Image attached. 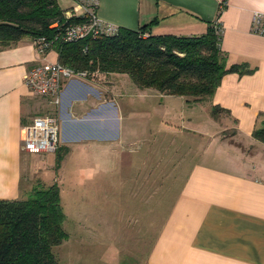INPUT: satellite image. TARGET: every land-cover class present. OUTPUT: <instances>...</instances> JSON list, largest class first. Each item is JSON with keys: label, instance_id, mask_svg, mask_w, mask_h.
I'll return each mask as SVG.
<instances>
[{"label": "crops", "instance_id": "0c3cea01", "mask_svg": "<svg viewBox=\"0 0 264 264\" xmlns=\"http://www.w3.org/2000/svg\"><path fill=\"white\" fill-rule=\"evenodd\" d=\"M221 5L226 7L222 12ZM257 12L264 14V0H100V19L119 29L152 24V35L200 37L218 24L228 65H244L247 71L226 75L209 102L197 103L206 120L202 127L191 115L196 105L182 97H177L182 105H175L168 100L174 96L160 94L156 111L175 113L182 120L167 134L179 139L196 133L203 143L201 160L190 165L185 178H177L182 179L178 193L163 213V223L145 231L149 250L144 264H264V141L255 137L264 127V38L252 33ZM47 62H58L57 52L42 56L31 39L0 47V200L25 199L38 184L49 187L61 176L57 154L23 150V128L46 113L60 119V150L72 155L81 146H89L87 152L113 151L101 160L79 155L88 158V166L100 163L110 174L106 187L144 183L133 189L139 201L145 200L139 195L145 186L150 191L155 166L148 165L150 158L133 161L125 149L116 153L145 131L136 133L125 100L110 95L108 83L77 79L67 83L57 105L24 83L27 74ZM214 107L219 108L217 115ZM145 149L152 156V146ZM127 171L130 178L124 176ZM153 182L156 186V178ZM148 200L142 204L149 205Z\"/></svg>", "mask_w": 264, "mask_h": 264}, {"label": "trees", "instance_id": "16d2710c", "mask_svg": "<svg viewBox=\"0 0 264 264\" xmlns=\"http://www.w3.org/2000/svg\"><path fill=\"white\" fill-rule=\"evenodd\" d=\"M65 11L58 0H0V47L46 38L60 64L86 72L89 80L99 72L126 75L140 90L182 97L191 105L210 101L226 75L247 72L244 65H228L217 24L200 37L152 35L149 24L138 30L120 28L113 36L63 42L64 30L83 20L67 19ZM218 110L214 107L213 115ZM255 137L264 141V127ZM62 152L68 150L57 153L59 160L64 159ZM66 218L57 182L34 187L25 199L0 200V264H61L54 248L68 240Z\"/></svg>", "mask_w": 264, "mask_h": 264}, {"label": "rangeland", "instance_id": "374dc122", "mask_svg": "<svg viewBox=\"0 0 264 264\" xmlns=\"http://www.w3.org/2000/svg\"><path fill=\"white\" fill-rule=\"evenodd\" d=\"M58 2L62 9H68L72 5L69 0ZM94 77L95 81L108 83L106 85L110 95L125 100L126 107L131 111L130 121L131 124L134 123L136 133H139V129L145 130L140 136L136 135V139H132L131 143L125 141L116 153L125 149L126 155L133 157V161H137L138 158H150L148 165L155 166L156 169V172L155 170L152 172L150 191L149 186H145V191L142 190L144 193L138 194L139 198L149 199L150 204L144 206L142 203L145 200L139 201L134 195L133 188L144 183L129 182L120 189L109 188L108 185L106 187L104 182L109 184L107 179H111L108 178L110 174L102 170L100 163L95 162L88 166L86 163L88 158L79 155L90 154L101 160L107 155L111 156L113 151L93 149L87 152L84 149L89 146H81L76 148L79 150L76 152L77 155L62 152L64 159L59 160L58 148L56 152L51 153L57 154L60 161L58 164L62 163L63 169L61 176L54 178L53 181L57 182L60 188L62 206L67 216L64 229L68 234V240L54 248V253L61 264H144L149 250V238L143 237L145 231L151 229L150 225L155 229V224L159 227L163 223L166 216L163 213L173 204L178 193L179 180L185 178L191 164L201 160L199 147L201 148L203 142L195 135L196 133L184 134L179 139L177 135L172 137L167 134L175 131L172 127L182 125V120L180 115L175 113L162 112L160 108L159 112L156 111L157 101L161 100L159 96L163 94L160 95L154 90H139L126 75H104L99 72L94 74ZM168 100L173 101L175 105H182L181 99L177 97ZM168 100L167 103L170 102ZM192 105L196 107L191 111V115L195 117V123L202 127L203 121L206 120L200 114L204 112L197 104ZM50 115L55 114L46 113L41 116ZM165 128L172 130L165 131L167 136L163 134ZM154 129H158L159 132L155 136L152 133ZM151 143L153 144L150 145ZM151 146L152 156L145 149ZM90 169L93 171L92 176H89ZM130 173L132 172L127 171L124 176L127 174V178H130ZM93 176L96 178H91ZM154 178L157 181L156 186ZM177 178L182 179L176 182ZM36 187H42V184ZM150 209H153V213L158 209L157 216L155 213L149 214ZM145 242L147 246L143 245Z\"/></svg>", "mask_w": 264, "mask_h": 264}, {"label": "built area", "instance_id": "2783aa9c", "mask_svg": "<svg viewBox=\"0 0 264 264\" xmlns=\"http://www.w3.org/2000/svg\"><path fill=\"white\" fill-rule=\"evenodd\" d=\"M72 5L65 11V17L82 18L79 23L70 25L61 36L63 42H76L85 38H100L113 36L119 28L102 21L98 11L100 0H69ZM224 5H221V9ZM218 25V24H217ZM55 27L58 25H54ZM219 26V25H218ZM222 33V29H220ZM252 33L264 38V14L255 13L252 23ZM38 52L46 55L53 51V42L46 38L34 41ZM94 75L91 80H94ZM77 79H88L86 72L75 73L69 67L59 62H47L25 76V85L43 97L53 98L60 105L61 98L68 82ZM61 146V125L55 115L36 117L23 128V150L31 154L56 152Z\"/></svg>", "mask_w": 264, "mask_h": 264}]
</instances>
